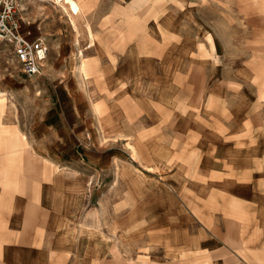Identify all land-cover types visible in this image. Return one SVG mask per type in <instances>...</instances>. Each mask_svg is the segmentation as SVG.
I'll use <instances>...</instances> for the list:
<instances>
[{
  "label": "rangeland",
  "instance_id": "obj_1",
  "mask_svg": "<svg viewBox=\"0 0 264 264\" xmlns=\"http://www.w3.org/2000/svg\"><path fill=\"white\" fill-rule=\"evenodd\" d=\"M117 1L124 5L132 3L123 11L127 17L140 11L136 7L140 0H106L101 4L106 10ZM19 5L23 26L36 37L45 39L50 49L43 75L28 77L21 71L13 47L0 42V103L3 105L0 122L5 130L1 138L8 140L19 134L25 140V148L18 150L17 160L9 163L10 167L19 172V180L29 176L22 171L30 160L36 169L47 170L42 181V204L49 217L43 220L44 243L31 248L30 261L42 263L44 259L43 263L49 264V252L57 251L55 264H229L228 259L220 262L215 257L224 255L227 239L232 238L243 241L241 256H247L249 264H264V229L258 225L252 209L261 207L264 200L261 162L256 160L253 175L256 196L253 198L244 186L236 191L245 202V216L228 210L224 213L223 208H215L216 200H207V204L199 200V197L209 198V191L206 196L198 192V179H203L198 165L204 155L209 156L210 149L219 148L222 158L230 156L229 161L240 163L236 169L240 171L249 165L242 162L248 156L241 149L243 141L239 144L233 139L226 143L223 137L220 142L212 140L202 147H207L206 151L192 148L190 158L185 153L183 160L182 156V161L175 159L176 164L168 170L161 162H152L151 154L145 153L146 158L142 157L141 151L149 152L150 147L145 149L144 145L133 144L134 135L124 137L113 128L122 126V130L128 127L127 131H144L154 119L149 116L144 120L120 119L117 99L113 104L116 109L110 110L111 105L102 98L108 91L107 86L117 83L110 85L107 80L106 86L104 80L95 79L96 73L83 67V63H90L95 52L88 50L94 41L90 40L89 44L87 32L101 31L102 24L94 21L103 9L99 7L97 13L90 15L95 19L92 22L84 19L83 10L73 15L72 22L61 6L49 0H19ZM163 14L162 26L175 34L168 39L174 43L169 56H161V61L159 57L147 60L130 55L121 59L126 83L137 88L132 93L140 95L142 91L143 109L154 114L153 102L161 99L165 84L176 99V115L181 113L180 106L187 104V100L194 117L195 112L219 113L223 100L229 99L225 115L236 113V118H229V126L247 131L239 127L246 119L248 134L242 133L240 140L254 134L256 146L250 148L249 154H262L264 0H165L144 20L143 28L147 19ZM150 26L149 32L161 38L155 32L162 27ZM165 63L173 68L165 72L161 68ZM195 65H203V70L194 69ZM185 73L190 74L189 84L180 78ZM176 75L180 76L178 80ZM168 81H173L172 87ZM213 92L222 99H209ZM183 99L187 100L181 102ZM111 112L116 113L114 118L110 117ZM202 122L206 121H181L175 131H182L185 123H191L193 129H202ZM180 140L175 135L176 147H180ZM196 141L197 135L193 133L191 146ZM236 144L240 148H233ZM187 160L189 171L184 168ZM225 160L216 165L224 172L230 168ZM7 161L3 160L1 151L0 170L9 166ZM213 164L206 162V166ZM7 182L0 181V199ZM212 186L215 185L207 184ZM28 199L24 192L16 193L13 208H1L0 219L6 221L8 213L25 208ZM224 200L220 199L226 204ZM253 201L254 207L250 204ZM191 203L207 206L202 217L196 215ZM169 208H173L174 217L168 216ZM17 213L13 218L20 219L21 210ZM199 218L203 222L208 220L206 224L213 229L217 225L219 238L214 230L204 231ZM36 236L34 233L38 240Z\"/></svg>",
  "mask_w": 264,
  "mask_h": 264
},
{
  "label": "crops",
  "instance_id": "obj_2",
  "mask_svg": "<svg viewBox=\"0 0 264 264\" xmlns=\"http://www.w3.org/2000/svg\"><path fill=\"white\" fill-rule=\"evenodd\" d=\"M79 1V0H78ZM106 1V0H102ZM101 0H80L81 5L83 6V12L85 11L86 14L84 15V19L88 22V20H95L93 19L94 16H90L93 13L98 12V8H102V12L100 16H97L98 19L94 21V23H99L101 25V31L93 33L92 36L89 37V32H87L89 44L90 40L94 41V43L88 47V50L95 51L92 55V59L90 60V63H86L84 67L88 68L90 72H94L97 75H94L95 79L96 77L99 80H104L105 85L107 86V80L110 81V85L112 83V86H107L106 88L108 91H105L102 94V98L104 99L103 102L108 103L110 107L108 109H116L113 104L115 102L119 105L118 106V113L120 114L124 120H135L138 119H146L145 116L152 117L154 119V122L149 128H145L146 130L139 131L138 129L135 130V132H132V130L127 131V128L125 130H122V126L120 127H114L113 130L117 132L118 135H123L124 137H129L130 135H134V143L135 145L140 144L144 145L145 149H148V151H141V156L146 158L145 153L151 154L152 162L153 160H156L158 164L160 162L165 165V169L168 170V167H171L176 164L175 159L178 161L183 160V156L185 153L188 152L186 155L188 158H190V152L191 150H198L201 151L207 150L206 148H202L205 145H208L212 140L215 141V143L220 140H222V137L225 138L224 142L230 143L235 140V143L238 141L239 144H243L241 146L242 150H246L248 152V156H246V159H242V162L249 164L248 166L244 167L242 170H236L238 169L237 166L240 163H235L231 159V161L228 160L230 156H225V158L228 160H225L226 166H229V171L226 170H220L218 167H216L217 164L222 163V158L219 154V148H213L210 149L211 155L206 156L204 155V159H202L198 165V170L200 176H202V180L198 179L199 183V189L198 192L201 196V193L204 192V195H207V192L209 191V198L208 197H199V200L202 201V203H208L207 200H216L215 205L217 209L223 208L224 213L236 212L240 213L243 216H245L247 213L245 212V202L240 199L236 194V191H239L240 188L243 186L246 187L248 190H250V193L252 194V197L254 198L256 196L255 190H254V169H255V162L256 160L261 162V166L263 167L264 171V152L260 155L255 156L252 152L249 154L250 148H254L256 146L255 143V135H251L249 138L247 135L246 137L242 138L240 140V137L243 135L246 130H236L234 128H231L229 126V123L231 122L230 119L236 118V113L231 112V116L228 115V113L225 112L228 111L229 107V99L223 100V108L220 110L219 113L215 111L211 112H195L193 117V112L190 111V105H188L189 101L187 99H183L184 102L187 100V104H183L180 106V114H175L174 109V102L176 99H174L171 92H168V88L166 87V84L162 86V89H164L163 96L161 95V99H157L153 102L152 109L154 108L155 112L153 114V111L147 112L145 109H143V98L142 91L140 90V95H137L136 93H132L137 91V88H135L133 85H130V83H126V75L122 73L124 70V67L122 65L121 59L123 57H126L127 55L135 56L139 59H147V60H153L155 57H159L160 61L162 60V57L169 56L171 51V48L174 47V43L170 42L168 39L173 37L175 34L172 31H167L166 28L162 26L161 23L164 17L163 15L158 16H152L145 22V27L142 29L136 30V28L132 27V21H130L129 18L131 16H126L123 14V11L127 10L129 5H124L120 1L112 2L106 10L104 8L103 3ZM133 2V1H132ZM151 5H154L153 8L160 7L165 0H161L155 3V0H150ZM139 5H136V7H146L148 5V2L146 0H140ZM109 9V10H108ZM112 9V14H110V11ZM134 11H137L135 9ZM154 17V18H153ZM167 20H171L170 17H166ZM170 22V21H166ZM156 24L161 26L162 28L159 29V32H155L156 34L160 35L161 38L154 37V34L151 33L150 25ZM134 29V30H133ZM29 31L28 28L23 26V32ZM143 31V32H142ZM146 31V32H144ZM146 34V35H144ZM162 36L164 39H162ZM32 37H36L35 34H32ZM183 41H185L184 37L182 36ZM45 40V39H44ZM46 41V40H45ZM184 43L182 42L181 45ZM162 56V57H161ZM136 58V59H137ZM124 59H122L123 61ZM166 59H164L165 62ZM166 64V65H165ZM162 64L161 68L165 69L166 71H170L172 66H169V63ZM169 66V67H168ZM123 67V68H122ZM203 70V65H195L194 69ZM190 71V68L186 71L188 73ZM183 74L182 77L179 75H176V80L182 78L184 81H186L187 84H189L190 81V74ZM114 74V75H113ZM112 76L114 79L112 80ZM94 80V79H93ZM97 80V79H96ZM175 81V77L173 78ZM181 80V79H180ZM95 81V80H94ZM117 81V82H116ZM173 86V81H168V86ZM184 85V83H183ZM105 88V87H104ZM110 88V91H109ZM117 90H112V89ZM139 89V88H138ZM123 91L124 94L119 96ZM216 94V95H215ZM119 96V97H117ZM114 99V100H113ZM115 99H117L115 101ZM203 99V98H200ZM209 99H222L220 96L215 92L212 93V95L209 96ZM115 101V102H114ZM179 102V104H181ZM178 104V105H179ZM190 109V110H189ZM117 111V110H115ZM114 112L110 113V117H115ZM210 114V115H209ZM154 115V117L152 116ZM201 115V116H200ZM244 118H246V115H243ZM224 119L227 118L229 120L228 122H223ZM238 118L240 116L238 115ZM192 119H203L206 122H202L201 125L204 126L202 129H193L191 123H185L182 127L184 129L180 132H176L175 129L177 125L181 121H190ZM243 119V118H242ZM245 122V123H244ZM244 122L239 123V127H243L244 129H248L246 125L248 124L246 119ZM231 125V124H230ZM200 128V127H199ZM264 130V127L262 128ZM193 130V131H192ZM248 130L245 132L247 133ZM4 128L0 131V136H2V133L4 132ZM112 131L113 133H115ZM252 131V129L250 130ZM123 134H122V133ZM132 132V133H131ZM177 133V134H176ZM197 135V141L195 143V146H191L190 138L192 134ZM248 134V133H247ZM175 135H179L180 140V147H176L174 142ZM140 136V138L138 137ZM138 137V138H136ZM238 138V139H236ZM4 140V147L6 144L11 141L17 144L19 147L18 150H21L25 148V140L22 136L19 134H15L13 138L11 139H3ZM139 140V141H138ZM141 141V142H140ZM245 142V143H244ZM233 144V143H232ZM149 146V147H148ZM240 145L232 146L233 148H240ZM136 147V146H135ZM217 147H219L217 145ZM193 148V149H192ZM26 150V149H25ZM136 151V150H135ZM178 155L176 156V152H178ZM19 153V152H18ZM182 156V158H181ZM195 156V155H194ZM182 160H181V159ZM30 159V157H29ZM192 159V158H191ZM15 161V160H14ZM31 161V160H30ZM28 161L26 164L25 169H23L24 174H28V177H25L24 180H19L18 171L16 169H13L11 176L8 178H0V181H8L5 183V190L2 195V198L0 199V215L2 214L1 208H13V202L15 199L16 193L24 192V195L28 196V205L26 204L25 208L17 209L16 212L8 213V218L5 221H2L0 219V264H46L42 263L39 260L38 262L32 263L30 261V255H31V248L34 247H40L44 243V228H43V220L48 216L49 213L46 210V208L43 206V199H42V181L44 179V175L47 174V170L42 169H36L34 166H32V163ZM212 161L214 164L212 166H206V162ZM189 160L186 161V167L188 168L190 164H188ZM205 163V165H204ZM230 163V164H228ZM5 165V164H4ZM153 166V165H152ZM157 169H159L158 166H156ZM163 169V168H162ZM187 174V173H186ZM190 172H188V175ZM251 175V179L250 178ZM47 176V175H46ZM187 176V175H186ZM190 176V175H189ZM188 177V176H187ZM246 177V179H244ZM264 180V179H263ZM264 182V181H263ZM206 184V185H205ZM207 184H213L215 186L207 187ZM203 185V186H202ZM173 195V198L174 199ZM220 199H225L226 204L222 203ZM224 200V201H225ZM242 200V201H241ZM203 203V204H204ZM252 207H254V201L250 203ZM190 207L195 210L197 213L196 215H199L202 217V214L204 213V209L206 207H202L195 205L191 203ZM255 212L256 220L258 221V225L263 227L264 229V200L262 203V206L259 208H252ZM15 210V209H14ZM18 210H21L22 213H19L21 216L20 219L13 218V215L18 214ZM176 211V210H175ZM50 212V211H49ZM183 212V211H182ZM185 213V212H183ZM167 214L172 215L174 217L173 208L167 209ZM251 214V213H250ZM7 215V213H6ZM207 215V214H206ZM215 216V213H214ZM47 217V218H48ZM47 220V219H45ZM199 220L202 222V227L204 231H215L216 235L218 236L219 227L217 225L213 226L215 229L208 227L209 223L208 220H203L199 218ZM11 225H14L11 226ZM185 229V228H184ZM183 229V230H184ZM207 229V230H206ZM208 232V231H207ZM34 233L37 235L36 237L38 240L34 238ZM230 237V236H229ZM228 237V238H229ZM219 238V236H218ZM201 240V239H200ZM202 242V240H201ZM227 242L225 245L226 252H224V255L221 253L218 254L215 257V260L223 261L225 259L229 264H249V260L243 255L242 247H244V244L241 243L243 241L233 240L232 238L230 240L227 239ZM203 244L205 246L206 240H203ZM52 246V245H51ZM56 246V245H54ZM203 251L204 248H202ZM218 251V249H216ZM57 251H51L49 252V258L50 261H48L49 264H55L56 262V255ZM60 254V253H59ZM233 254V255H231ZM4 257V258H3ZM3 259V260H2ZM264 262V261H262Z\"/></svg>",
  "mask_w": 264,
  "mask_h": 264
},
{
  "label": "built area",
  "instance_id": "obj_3",
  "mask_svg": "<svg viewBox=\"0 0 264 264\" xmlns=\"http://www.w3.org/2000/svg\"><path fill=\"white\" fill-rule=\"evenodd\" d=\"M54 5L63 0H51ZM19 0H0V42L14 49L21 71L28 77L41 76L49 57V46L41 37H32L30 31L23 32Z\"/></svg>",
  "mask_w": 264,
  "mask_h": 264
},
{
  "label": "bare ground",
  "instance_id": "obj_4",
  "mask_svg": "<svg viewBox=\"0 0 264 264\" xmlns=\"http://www.w3.org/2000/svg\"><path fill=\"white\" fill-rule=\"evenodd\" d=\"M41 1H46V0H41ZM51 2V0H49ZM63 3H60L57 6H61L63 8L64 13L66 12L67 14H69L68 16L71 17V21L74 22L73 15H79V13H81V11L83 10V6L80 3V0H63ZM148 2V7L147 8H141L139 9L140 11L132 13L130 21H132V27L136 28V30L143 28L144 25V20L150 16L155 8L154 5H151L150 0H146ZM161 1V0H155V3ZM54 4V3H53ZM83 14V13H82ZM84 16V15H82ZM78 20V19H77ZM76 27V25H73ZM74 27V28H75ZM90 29V28H89ZM134 30V29H133ZM90 31V30H89ZM91 32V31H90ZM92 34V32H91ZM91 34H89L91 36ZM90 47V46H89ZM84 56V55H83ZM81 61V60H80ZM79 66V65H78ZM83 67H84V63H83ZM78 68V67H77ZM76 68V69H77ZM80 73V72H79ZM3 107L2 103H0V113H1V108ZM7 107V106H6ZM4 128L3 125L0 122V131L1 129ZM4 140L3 138H1L0 136V150L3 153V160H8V164L13 162L14 160H17L18 157V146L17 144H15L14 142L9 141L6 146L4 147ZM0 151V152H1ZM5 164V163H4ZM6 165V164H5ZM11 164H9V166H5L4 169L0 170V178H8L9 176L13 175L12 174V167H10Z\"/></svg>",
  "mask_w": 264,
  "mask_h": 264
}]
</instances>
